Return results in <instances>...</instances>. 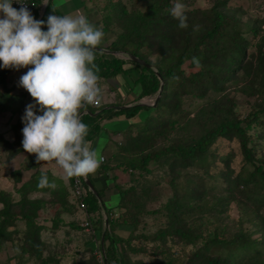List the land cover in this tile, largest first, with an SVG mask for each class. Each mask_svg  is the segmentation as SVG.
Returning a JSON list of instances; mask_svg holds the SVG:
<instances>
[{
    "label": "rangeland",
    "instance_id": "1",
    "mask_svg": "<svg viewBox=\"0 0 264 264\" xmlns=\"http://www.w3.org/2000/svg\"><path fill=\"white\" fill-rule=\"evenodd\" d=\"M215 1L179 0L185 4L187 10L209 8ZM83 2L87 10L81 9L84 16L90 18L92 25L95 24L94 26L104 33L99 45L104 48L113 42L130 41L124 36L120 37L124 34L119 24L120 10L123 6L128 11L135 7L145 9L139 0H83ZM176 2L177 0H168L166 7L168 11ZM226 11L240 21L244 36L251 43L246 50L244 64L255 65L258 57L256 44L260 42V38L253 37L250 28L256 26L260 30L259 36L264 35V0H226ZM131 40L130 45L126 47H134L138 43L135 38ZM141 51L146 55L145 59L154 64L158 54L153 48L145 44ZM261 52L264 58V44ZM115 54L127 58L121 52ZM183 68L186 73L193 71L186 64ZM27 71L28 68H21L10 74L5 82L0 81V102H5L8 107L0 112V137L8 141L10 150L16 151L14 156L9 158L8 150L0 145V194L4 193L7 200L17 203L22 196V184L30 183L25 190L26 196L39 202L35 218L36 224L41 227L38 251L33 256L22 255L21 248L28 242L29 227L25 220L16 219L1 231L0 264H43L42 260L47 261V264H101L96 254L101 239L98 229H101V226L95 229L96 234L87 233L80 225L81 213L72 202L70 186L56 181L48 169H41L42 162L37 164L35 154L27 153L23 149L22 116L27 105L34 103L30 93L19 86L20 77ZM104 81L99 80L101 85ZM262 82L264 73L261 75L256 70H252L251 73V69H240L233 79L225 82L224 90L221 92L210 90L204 99L195 98L190 94L176 97L180 102L181 111L172 115L173 122L161 133H158L160 128L152 130L147 128L145 131L141 128L153 111V107H143L128 119L132 125L120 132L115 139H111L110 147L104 153L105 163L111 166L115 182L126 191V194L120 212L115 215L118 221L110 231L121 238L119 248L132 264L139 262L149 264L156 261L181 264L202 244L208 232L216 230V227L224 230L225 235L242 230L254 239L264 237L263 218L259 216L257 220L252 219L254 216L251 212V209L258 205L259 212L264 217V204L260 206V203L254 200L252 203V200L245 199L246 197L240 193H236V196L245 204L228 197L231 192L229 180H233L239 173L246 175L254 168L253 164L243 158L236 139L218 138L212 144L211 155L203 165L196 163L182 166L177 161L178 156L168 152L167 155L152 157L146 170H134L129 166L131 162L138 163L140 157L146 153H158L176 142L188 144L200 138L213 125L218 112L227 108L231 100L232 110L241 118L255 111L263 102L256 91L263 86ZM113 83L106 80V86L111 92L107 91L106 95L101 93V106L109 103L125 104L130 100L131 97H127L124 88L118 91ZM139 93L138 85L136 89L133 88L132 99L134 100ZM158 96L159 93L156 92L142 101L153 105ZM167 103L173 102L168 99ZM258 112L261 121L264 115ZM37 114L42 113L37 110ZM169 115L170 113L163 112L161 120ZM248 132L251 134V146L255 157H263L264 123L253 125ZM134 136L135 139L132 140ZM106 142L107 137L103 135L101 144ZM42 172L47 174L50 183L53 181L56 183L55 189L38 188ZM34 174L35 178L32 177ZM107 186V189L101 191V198L104 205L109 208L120 202L121 193L111 178L107 179ZM193 191L201 195L195 196L196 193L193 194ZM174 196L186 209L182 214V221L198 227L201 233V238L195 245L185 243L177 235L171 234L166 235L165 243L154 239L158 229L167 228L166 206L171 199H175ZM92 215L94 222L100 214L92 212ZM58 219L62 220V223L55 226ZM260 224L262 226H259ZM238 259L235 257L231 264H242Z\"/></svg>",
    "mask_w": 264,
    "mask_h": 264
},
{
    "label": "trees",
    "instance_id": "2",
    "mask_svg": "<svg viewBox=\"0 0 264 264\" xmlns=\"http://www.w3.org/2000/svg\"><path fill=\"white\" fill-rule=\"evenodd\" d=\"M26 1L33 4L31 13L37 20L46 21L49 15L57 13L56 9L51 7V0H48L40 19H38V9L43 0ZM139 1L144 5V10L135 7L133 10L128 11L124 6L120 10L121 22L119 24L121 29L124 30V34L120 37L124 36L126 40L130 41L124 43L113 42L107 48L99 46L100 49L95 50V67L93 71L99 77V80H107L126 73L124 64L129 62L133 64L138 74L135 82L140 86V93L136 97V101L156 92L159 93V99L154 105L140 104L139 102H134L129 106L123 104H104L99 107L87 105L85 109L80 110L81 121L88 127L86 141H91L98 135L103 120L121 115L130 118L143 107H153L155 114L152 111L141 128L143 130L160 128L158 133H161L169 123L173 122L172 115L181 111L180 102L176 97L190 94L195 98L204 99L210 90L221 92L224 90L225 82L233 79L240 69H251V73L252 70H256L261 75L264 73V58L261 52L264 35L259 36V28L251 26L252 36L260 38V42L256 44L258 57L254 62L255 65L244 64L246 50L251 43L244 36L240 21L226 11V0H216L215 4L209 8L187 10L188 27L186 29L179 28L178 21L169 13L166 8L168 0H153L150 3L148 2L150 0ZM42 28L46 31L47 25H43ZM106 29L104 28V30ZM134 38L138 40V43L134 47H126L130 45L131 39ZM145 44L152 47L153 51L158 54L154 64L146 60V55L141 51ZM117 52H121L127 58L124 59L116 55ZM131 56L144 59L151 66L146 67L134 62L130 58ZM193 57L199 59V65L193 63ZM184 64L192 68L193 71L186 73L183 68ZM16 71L14 68L5 69L2 67L0 81L5 82L7 77ZM262 84L263 86L256 91L263 102L258 105L255 111L241 118L232 110L231 104L233 101L231 100L227 108H223L218 112L213 125L200 138L188 144L176 142L171 144L165 151L158 153H146L140 157L138 163L131 162L129 166L134 170H146L152 157L167 155L168 152L176 154L178 156L177 161L182 166H190L196 163L203 165L211 155L210 148L212 144L218 138L236 139L243 158L253 164L254 168L246 175L239 173L233 180H229L231 181L229 182L231 183L229 187L231 192L228 197L240 203L242 202L241 198L236 196V193H240V195L246 197L245 199L252 200V203L254 200L260 203V206L263 205L264 156L255 157L251 146V134L248 132L253 125L264 123V116L262 122L258 116V111L264 115V82ZM168 99L173 103H167ZM7 108L5 102H0V112ZM163 112H168L170 115L161 120ZM134 139L135 136L132 140ZM0 145L8 150L9 158L16 153V151L9 149L8 141L2 137H0ZM110 169L111 166L105 161L100 164L99 170L104 174ZM35 176L36 174L32 177L35 178ZM104 177L107 176L104 175ZM173 178L175 177L173 176ZM228 178L229 176L226 179L228 180ZM87 180H89V185L85 183L88 188L85 201L88 204V210L90 213L99 212L100 214L101 192L94 189L89 176ZM70 181H72V178ZM113 181L121 193V200L118 204L120 208L126 191L115 182V178ZM29 184V182L22 184V196L17 203L7 200L4 193L0 194V203L3 205L0 209V239L1 231L5 226L11 225L14 220L19 218L25 220L29 227L27 232L28 242L21 248V253L22 255L29 254L33 256L38 251L37 245L41 227L35 222L39 202L27 198L25 193ZM71 184L72 182H70V188ZM234 190H236L235 193ZM194 193L196 192L193 191ZM198 195L201 194H195V196ZM174 198L166 206L168 210L167 228L158 229L154 239L165 243L166 235L171 234L177 235L185 243L195 245L197 240L201 238V233L198 227L190 226L182 221V214L186 209L175 196ZM259 211L258 205L251 209L254 216L252 219L257 220L260 216L264 221V217L261 216ZM119 215L121 214L119 213ZM117 221L113 214L108 213H106L105 219L102 218V215H99L94 222L92 219L94 230L101 226V229H98L101 237L98 248L103 249L106 264H132L127 255L119 248L118 244L122 241L121 238L110 231ZM60 223H62V220L58 219L55 226ZM259 226H262V224ZM223 231L216 227V230L208 232L207 236L203 238L202 244L192 251L181 264H231L235 257L239 258L240 260H238L242 264H264V237L254 239L242 230L228 235H225ZM125 241L129 243V241ZM41 262L47 264L45 260ZM139 264L145 263L139 262ZM149 264H169V262L160 263L156 261Z\"/></svg>",
    "mask_w": 264,
    "mask_h": 264
},
{
    "label": "clouds",
    "instance_id": "3",
    "mask_svg": "<svg viewBox=\"0 0 264 264\" xmlns=\"http://www.w3.org/2000/svg\"><path fill=\"white\" fill-rule=\"evenodd\" d=\"M16 2L21 4L19 9L12 6L13 0H0V67L28 68L19 80V86L34 98L22 116L23 149L35 154L37 164L55 162L64 181L87 179L102 160L85 139L88 127L81 121L80 110L101 103L99 77L93 68L104 33L84 15L37 20L25 0ZM169 11L179 28L188 27L185 4L177 0ZM192 59L199 65L198 58ZM37 186L57 187L43 172Z\"/></svg>",
    "mask_w": 264,
    "mask_h": 264
},
{
    "label": "crops",
    "instance_id": "4",
    "mask_svg": "<svg viewBox=\"0 0 264 264\" xmlns=\"http://www.w3.org/2000/svg\"><path fill=\"white\" fill-rule=\"evenodd\" d=\"M48 1V0H47ZM14 2H16V0H13V4L12 6L14 7ZM45 0H43L41 2V5L38 9V19H40L46 4ZM51 7L56 9V14L58 16H66V15H79L77 13L78 10H80L81 14L82 10L85 9L84 8V2L83 0H51ZM17 8V7H14ZM19 9V8H17ZM82 9V10H81ZM86 10V9H85ZM87 11V10H86ZM0 16H2V14H0ZM90 17V15H89ZM88 19V21L91 23L90 18L86 17ZM92 24V23H91ZM124 68L126 69V73H122L116 77L107 79L108 82H114V86L115 88L119 91L120 89L124 88V93H126L127 97H131L130 100L127 101L125 104V106H129L132 105L134 102H144V104H147V102L144 100L142 101V99H147L148 97H143L142 99H140L139 101H136V98L133 100L132 99V92H133V88H137L138 84H136L135 80L137 79V70L134 68L133 64L131 63H125L124 64ZM127 86V88H126ZM102 92L103 95H106L105 93L107 91H109L108 87L106 86V80L104 82H102ZM111 92V91H109ZM115 93V92H113ZM122 94V93H121ZM105 101V100H104ZM106 103V101H105ZM109 103V102H108ZM110 104V103H109ZM148 105V104H147ZM129 118H126L125 116L121 115V116H116V117H112L110 119H105L101 122V129L99 131V134L94 137V139H92L91 141H87L88 143H90L91 145V149L96 151L98 158H100L101 155L104 156V153H106V151L108 150V148L110 147V143H111V139H115L117 135L120 134V132H122L123 130H125L126 128H128L129 126ZM107 124H109V126H106ZM106 136L107 137V142L104 144H101V137L102 136ZM41 169H48L49 172L53 175V177L56 179V181H60L63 182L64 184H66L67 186H70V179L68 181H64L63 179H61L62 176V170L55 166L53 163H47V162H42L41 163ZM104 175H106L107 177H104ZM89 177L91 178V182L93 183V187L96 191H102L103 189H107V179L111 178L112 180L114 179V175L112 170H108L105 174L103 172H101L99 170V168L97 169V171L94 174H90ZM86 183H89V180L86 179ZM115 185V183H114ZM68 186V187H69ZM70 192H71V188H70ZM102 193V192H101ZM114 193V192H113ZM118 204L116 205L113 204V206H110L109 208H107L104 205V201L101 198V208H100V215H102V218L105 219L106 218V213L108 214H113V216L115 217L117 212H120V208L118 207ZM2 204L0 203V209L2 208ZM120 228H122V226H119ZM98 231V230H97Z\"/></svg>",
    "mask_w": 264,
    "mask_h": 264
},
{
    "label": "built area",
    "instance_id": "5",
    "mask_svg": "<svg viewBox=\"0 0 264 264\" xmlns=\"http://www.w3.org/2000/svg\"><path fill=\"white\" fill-rule=\"evenodd\" d=\"M25 2H26V6L28 7V9L31 12L33 4L28 3L26 0H25ZM14 6L17 8H20L21 4L18 2H14ZM77 12L79 15H84V14H81L80 10H78ZM98 85L101 88V92H102V87H101L102 85L100 84V82H98ZM100 159L102 160V162L105 161V157L103 155L100 156ZM52 163L55 166H57L55 164V162H52ZM85 180L86 179L84 177H79V178L73 177L72 178V181H71L72 182V184H71V198H72L73 204L76 206V208L81 213L80 225L82 226V228L87 233L96 234V232L93 228V223H92L93 215H92V213L89 212L88 204L85 201V198H86L87 193H88V188L86 187V184H85L86 181ZM100 242H101V239L99 240V244H100ZM98 247L96 250L97 259L99 260V262L101 264H106V261L104 259L105 253H104L103 249H99Z\"/></svg>",
    "mask_w": 264,
    "mask_h": 264
},
{
    "label": "water",
    "instance_id": "6",
    "mask_svg": "<svg viewBox=\"0 0 264 264\" xmlns=\"http://www.w3.org/2000/svg\"><path fill=\"white\" fill-rule=\"evenodd\" d=\"M97 48H99L100 49V47L98 46ZM134 62H137V63H139V64H141V65H143V66H146V67H150L151 65H150V63H148V62H146L144 59H140V58H138V57H136V56H131L130 57ZM160 90H161V87H160ZM158 98H159V96H158ZM158 98H156L155 99V103H153V105L154 104H156V102L158 101ZM140 104H144V102H139ZM124 107V106H123ZM88 185H89V183H87Z\"/></svg>",
    "mask_w": 264,
    "mask_h": 264
}]
</instances>
